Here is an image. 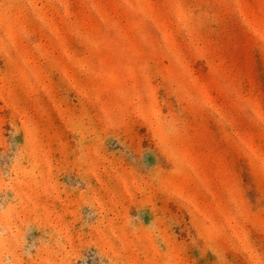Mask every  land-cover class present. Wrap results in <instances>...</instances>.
Returning <instances> with one entry per match:
<instances>
[{"label": "rangeland", "instance_id": "obj_1", "mask_svg": "<svg viewBox=\"0 0 264 264\" xmlns=\"http://www.w3.org/2000/svg\"><path fill=\"white\" fill-rule=\"evenodd\" d=\"M0 264H264V0H0Z\"/></svg>", "mask_w": 264, "mask_h": 264}]
</instances>
